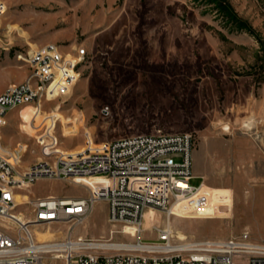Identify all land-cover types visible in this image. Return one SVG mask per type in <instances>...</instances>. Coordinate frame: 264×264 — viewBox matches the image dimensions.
Instances as JSON below:
<instances>
[{"label":"rangeland","instance_id":"rangeland-1","mask_svg":"<svg viewBox=\"0 0 264 264\" xmlns=\"http://www.w3.org/2000/svg\"><path fill=\"white\" fill-rule=\"evenodd\" d=\"M5 2L0 88L28 77L31 66L20 55L32 48L55 43L73 54L86 49L78 80L43 103V118L56 112L71 119L61 118L55 127L63 150L84 146L87 132L95 143L141 133H191V183L204 182L209 202L188 200L171 215L174 242L245 231L264 241V0ZM18 111L7 115L2 145L27 144L22 165L29 166L43 159L41 146L21 129ZM21 193L85 196L88 187L41 179ZM17 210L28 212L29 206ZM168 220L165 212L150 209L139 237L134 232L113 236L108 204L99 201L74 233L90 240L151 243L158 242ZM52 229L63 237L67 226ZM235 264L246 261L237 258Z\"/></svg>","mask_w":264,"mask_h":264},{"label":"built area","instance_id":"built-area-1","mask_svg":"<svg viewBox=\"0 0 264 264\" xmlns=\"http://www.w3.org/2000/svg\"><path fill=\"white\" fill-rule=\"evenodd\" d=\"M7 11L5 0H0V20ZM85 56L84 48L73 54L55 43L32 48L20 55L31 66L28 77L0 93V264H235L237 258H244L246 264H264V241L246 231L178 244L173 230L160 228L158 242L147 243L149 248L143 251L91 249L87 244L93 240L75 235L74 227L85 222L99 201L107 202L112 227L142 225L150 209L170 218L176 203L198 199L206 206L209 202L202 189L204 182L191 183L195 177L191 133H141L95 143L87 132L83 148L68 152L59 145L56 125L45 120L35 124L41 133L33 136L41 146L42 160L23 166L27 144L3 147L8 113L25 105L43 111L45 100L67 92L78 80V67ZM92 177L98 178L94 184L84 181ZM41 179L86 186L88 194L31 198L21 193ZM18 195L27 198L18 201ZM25 204L28 212L17 210ZM54 225L67 226L63 237H58L61 230H53ZM38 231L53 232L54 237L39 239Z\"/></svg>","mask_w":264,"mask_h":264},{"label":"bare ground","instance_id":"bare-ground-1","mask_svg":"<svg viewBox=\"0 0 264 264\" xmlns=\"http://www.w3.org/2000/svg\"><path fill=\"white\" fill-rule=\"evenodd\" d=\"M14 27H15L14 25L10 26V28H14ZM56 97L57 96L55 95L50 100H53ZM18 112H19L21 120H22V123L20 125L21 129L25 130L28 134H30L32 136H34L35 133L36 134L41 133V128L39 130L38 129L36 130L35 129V124L40 125L43 121L47 120L46 122L48 124L56 125V122L58 120H60L61 118H63L61 116V114L53 112V113L48 114V116H47L48 119H44L43 118V114L44 113L42 111L41 112L36 111V108L33 105L22 106L20 111H18ZM62 121L64 123H66V122L71 121V119L63 118ZM41 126H43V125H41ZM69 133H71V130H67V134H69ZM59 145L61 146V142L59 143ZM82 148H83V146L79 147L77 149H74V150H67V151L68 152H78ZM96 180H98V178L92 177V178H86L84 181L87 184H91L92 185V184L95 183ZM203 187H204V184H203ZM203 187H202V189H203ZM26 198L27 197H24L23 199H19L18 201H24ZM184 202H186V201H184ZM184 202L176 203L174 205V207H173L174 214H175L176 210L179 208V206L182 205V203H184ZM151 210H154V209H151ZM145 218H146V213H145L144 219ZM116 227H117L116 225L113 226V229L111 230V234L113 236L117 232H134L139 237L140 232L143 229L142 225H139V224H136V223H125V224H123L121 226L120 230H117ZM167 228L173 230V225H172V222H171L170 218L167 221ZM179 232H180L179 236L182 239L186 238V236L181 231H179ZM81 236H83V235H81ZM53 237H54L53 232H50V231H45V232L38 231V238L39 239H49V238H53ZM138 237H137V239H138ZM148 246H149V244L141 243L139 240H137L135 243L127 244V243L115 242V240H113V238H109V239H106V240L95 239V240H93V242L87 244V247H89L91 249L98 248V247H104V248H107V249H115V250H139V251H143L145 249H148L149 248ZM158 246H159L158 248L161 249L162 245H158Z\"/></svg>","mask_w":264,"mask_h":264},{"label":"crops","instance_id":"crops-1","mask_svg":"<svg viewBox=\"0 0 264 264\" xmlns=\"http://www.w3.org/2000/svg\"><path fill=\"white\" fill-rule=\"evenodd\" d=\"M57 39H59V38H56L55 40H52V41H56ZM43 43H46V41L43 42ZM46 44H49V43H46ZM46 44H44V45H46ZM67 48H68V47H67ZM5 89H6V88H0V93H2Z\"/></svg>","mask_w":264,"mask_h":264}]
</instances>
